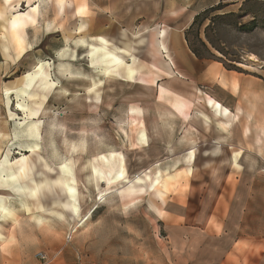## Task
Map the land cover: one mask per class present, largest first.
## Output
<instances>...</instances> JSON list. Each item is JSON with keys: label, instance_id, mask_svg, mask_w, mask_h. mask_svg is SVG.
<instances>
[{"label": "crops", "instance_id": "obj_1", "mask_svg": "<svg viewBox=\"0 0 264 264\" xmlns=\"http://www.w3.org/2000/svg\"><path fill=\"white\" fill-rule=\"evenodd\" d=\"M245 1L0 0V90L7 97L20 73L47 58L80 55L101 66L120 65L121 49H112L122 41L137 48L150 41L152 58L169 62L163 69L136 65L138 55L124 53L135 73L130 77L121 66L105 75L101 104L110 113V106L126 107L122 121L134 116L143 121L141 130L128 127L130 138L120 148L128 175L137 177L174 158L172 168L185 171V189L163 202L160 215L185 235L178 246L188 252L178 257L179 264H236V249L249 260L253 245L242 236L250 233L247 218L256 208L264 212V71L246 65L228 68L214 57L198 56L187 40L191 25L205 10L219 4L241 7ZM93 43L98 46L91 49ZM114 56L121 63L112 62ZM39 80L44 87L47 81L43 76ZM16 87L27 97L34 85L27 77L24 86ZM49 88L54 87L45 90ZM64 93L70 96L68 90ZM17 106L21 111L26 101L18 100ZM14 175L0 178V189L25 196L24 178L11 180ZM82 196L78 202L85 205L88 198ZM84 207L93 212L91 205ZM15 239L9 246V237L0 232V264H42L39 252L48 255V264L74 262L62 249L52 256L27 245L24 236L16 233ZM245 258L240 264H253Z\"/></svg>", "mask_w": 264, "mask_h": 264}, {"label": "rangeland", "instance_id": "obj_2", "mask_svg": "<svg viewBox=\"0 0 264 264\" xmlns=\"http://www.w3.org/2000/svg\"><path fill=\"white\" fill-rule=\"evenodd\" d=\"M247 6L260 8L254 11L258 18L255 29L247 31L240 28L253 20L254 12L244 15L241 7L229 6L203 17L204 23L195 28L191 38L195 48L229 67L243 68L246 65L248 69L263 72L264 2ZM222 14L225 15L219 16ZM149 42L139 48L130 41H122L120 48L109 47L112 50L121 49L119 55L123 62L114 67L101 66L92 57L89 62L80 55L73 59L64 56L47 58L35 69L20 73L22 77L18 79V84L12 85L10 82L12 88L8 91V97L6 92L0 90V169L6 165L15 167V163L18 168L23 162L28 164L27 173L20 177L24 178L21 183L28 187L25 196H19L9 188L0 189V215L3 214V207L16 211L15 219L0 218V232L4 238L9 237V246L16 243L17 233L24 236L27 245L31 244L37 251L44 250L54 256L62 249L64 256L74 261L71 264H179L178 257L188 252L178 246L185 235L169 226L165 216L160 218L163 202L173 193H179V189H185V171L172 168L175 164H170L177 161L174 158L146 169L137 177H132L131 173L128 175L125 170L119 176L125 154L120 153V148L130 138L127 129L131 127L137 131L142 122L136 120V116L131 121H122L126 107L115 109L110 106L113 109L110 113L101 104L104 100L105 75L121 66L127 67L130 77L135 73V68L129 66L124 53H136V65H152L153 49ZM125 44L130 45V49H125ZM93 46L98 44L93 43L91 49ZM252 54L258 57V61L250 60ZM99 66L107 69L108 73L105 74ZM67 67L69 70H64ZM44 71L50 73L51 80L57 82V86L46 90L42 87L39 78ZM129 71H133L132 75ZM67 72H73L77 77L68 78L70 74ZM27 77L29 83L34 85L28 92L31 97L21 96L17 92L16 86H24ZM64 90L70 93L67 98ZM18 100L26 101V106L20 107L21 111L17 106ZM30 107L37 114L30 116ZM31 120H40L38 126L43 137L39 141L41 151L18 154L20 149L16 147L26 139L19 122L26 121L27 124ZM61 158L72 161L71 177L76 180L80 194L78 200L85 194L88 198L86 204L91 205L93 212H86L83 202H78L76 216L58 207V203L66 199L61 186L55 183L61 175L58 171ZM90 161L95 167L93 178ZM12 174H17V169L0 170V178ZM87 178L92 179L90 183ZM37 184L39 193L30 196V189ZM263 184L264 181L262 188ZM102 194L104 196L101 198ZM57 211L65 214L64 220ZM40 216L44 220L40 221ZM247 219L250 233L242 236H248L253 245L249 246V260L253 264H264V233H257L264 229L263 225L258 224L264 222V212H258L256 208ZM253 230L256 232L252 233ZM71 233L73 239L69 242ZM242 252V249L235 250L232 257L234 263L240 264L246 257H241Z\"/></svg>", "mask_w": 264, "mask_h": 264}, {"label": "bare ground", "instance_id": "obj_3", "mask_svg": "<svg viewBox=\"0 0 264 264\" xmlns=\"http://www.w3.org/2000/svg\"><path fill=\"white\" fill-rule=\"evenodd\" d=\"M125 47H126V49H130V45H128V44H125ZM250 60H252V61H258V57L255 55V54H252V55H250ZM151 64H152V66L153 67H155V68H164V67H166L167 66V63H168V65H169V62H165V61H163V60H161L160 58H158V57H153L152 59H151ZM112 62H114V63H121V59L119 58V57H117V56H114L113 58H112ZM70 65V64H69ZM67 66H68V64H67ZM170 66V65H169ZM168 66V67H169ZM69 67H67L66 69L64 68V70H66V71H68L69 69H68ZM100 68V67H99ZM61 69V68H60ZM105 74H107L108 73V71H107V69H104V68H100ZM171 69V68H170ZM169 69V70H170ZM166 70H168V69H166ZM166 70H165V72H166ZM70 71H72V70H70ZM162 71V70H161ZM75 72V71H74ZM80 72V71H79ZM132 72V71H131ZM164 72V71H163ZM77 73H78V71H77ZM76 73V74H77ZM167 73V72H166ZM168 73H169V71H168ZM69 74H70V77H77L76 75H73L72 74V72H69ZM86 74V73H85ZM170 74V73H169ZM165 75V74H164ZM87 76V75H86ZM87 78V77H86ZM43 79L44 80H46L47 82H46V84H45V86H44V88H48V87H50V86H57V82H55V81H52L51 80V78H50V74H49V72H43ZM59 83H60V81H59ZM27 95L29 96V97H31V94H29L28 92H27ZM30 109H31V107H30ZM135 111V110H134ZM135 112H137V111H135ZM35 114H37V111L36 110H34V109H31L30 110V116H34ZM133 114H135V113H133ZM40 120H38V122H39ZM25 122L26 121H21V122H19V125L20 126H22V131L21 132H23L24 133V135H23V137L25 136V140H23L24 142H22V143H19V145H18V147H16V148H19L20 149V151H18L17 153L18 154H22V152H25V151H29V152H32V153H39L40 151H41V144H40V140H42L43 139V137L41 136V133H40V130H39V128H40V126H38V122L36 121V122H34V121H32L31 120V122H28L27 124H25ZM43 122V121H42ZM141 122H143L142 120H141ZM140 122V123H141ZM18 125V126H19ZM25 125V126H24ZM142 125H143V123H142ZM142 125H140V126H142ZM24 126V127H23ZM140 129V128H139ZM21 130V129H20ZM141 130V129H140ZM19 132V131H18ZM1 133V132H0ZM16 134H18V133H16ZM19 136V135H18ZM142 136V135H141ZM21 137V136H20ZM22 137V138H23ZM2 140V139H1ZM147 140V139H146ZM142 142H144V141H142ZM146 142V141H145ZM144 142V143H145ZM147 143V142H146ZM74 145V144H73ZM69 146V145H68ZM70 147H72V146H70ZM56 148V147H55ZM68 149H70V148H68ZM71 150V149H70ZM69 150V151H70ZM74 150V148L72 149V151ZM76 151H77V149H76ZM75 151V152H76ZM55 152H56V150H55ZM55 155V154H54ZM56 155H58V154H56ZM55 157V156H54ZM73 157V156H72ZM71 164H72V161H67V160H63L62 158L60 159V165L58 166V171L61 173V175H60V178H57V180H55V183L56 184H59V186H61V188H62V190H63V192L65 193V195H66V199L65 200H62V201H60L59 203H58V207H60V209L63 211V212H66V210L67 211H70L71 212V214L72 215H77L78 214V211H79V203H78V198H79V196H80V194H79V191H78V187L76 186V180L74 179V177H71V173H72V166H71ZM90 164H91V170H92V174H91V176H92V178H93V176H94V174H95V167H94V165H93V163H92V161H90ZM49 167V166H48ZM53 170V169H52ZM124 170H125V167L123 166V164H122V170H121V172L119 173V176H121L123 173H124ZM27 171H28V164L27 163H22L20 166H19V168H18V170H17V173H18V175L17 174H15L14 176H12L13 178H10L11 180H15V178L16 177H22V175L23 174H26L27 173ZM59 174V173H58ZM16 176V177H15ZM49 177V176H48ZM45 180V179H44ZM43 180V181H44ZM50 183V182H49ZM53 185V184H52ZM55 185V184H54ZM51 186V185H50ZM24 187V190H25V192H27L26 190H27V186L26 185H24L23 186ZM54 187V186H53ZM39 190H40V187H39V184H37V186H34L33 188H31L30 189V196H37V194L39 193ZM42 190H43V188H42ZM61 193V192H60ZM59 193V194H60ZM104 196V194H102L101 195V198ZM23 206L25 207V204H23ZM2 210H3V214L2 215H0V217L3 219V220H5V219H15V217H16V211L13 209V208H10V207H3L2 208ZM62 211H57L58 212V215L64 220L65 219V214L62 212ZM39 219H40V221L41 220H44V218L42 217V216H40L39 217Z\"/></svg>", "mask_w": 264, "mask_h": 264}, {"label": "trees", "instance_id": "obj_4", "mask_svg": "<svg viewBox=\"0 0 264 264\" xmlns=\"http://www.w3.org/2000/svg\"><path fill=\"white\" fill-rule=\"evenodd\" d=\"M259 1H263L264 2V0H246L245 2H244V4L241 6V10H242V12H243V14L244 15H247V14H249V13H252V12H254V11H256V9H258V8H255V6L253 7H249V6H247L246 7V5L247 4H258V2ZM246 7V8H245ZM224 8V5H222V4H219V5H217V6H215V7H212V8H210V9H207V10H205L203 13H201L199 16H197L196 17V19H195V21L193 22V24L191 25V27H190V29L188 30V33H187V40H188V42H189V45L191 46V48H192V50L198 55V56H203V57H210V58H213V56H211V55H205V54H203L198 48H195V46L193 45V42H192V38H191V35H192V33H193V31L195 30V28H197V27H199V26H202V24L204 23V21H205V19L203 20V17H206V16H208L207 14L208 13H212V12H218V11H221V9H223ZM260 9V8H259ZM258 9V10H259ZM229 13V12H228ZM225 14H227V13H225ZM225 14H222V15H219V16H224ZM216 16H218V15H216ZM202 20H203V22H202ZM208 26H209V24H208ZM258 26V18H257V16L255 15V12H254V16H253V20L251 21V22H249V23H245L244 25H241L240 26V28L241 29H243V30H249V31H251V30H253V29H255L256 27ZM226 65V64H225ZM227 66V65H226ZM228 68H235V69H239V67H236V66H233V67H229V66H227Z\"/></svg>", "mask_w": 264, "mask_h": 264}, {"label": "built area", "instance_id": "obj_5", "mask_svg": "<svg viewBox=\"0 0 264 264\" xmlns=\"http://www.w3.org/2000/svg\"><path fill=\"white\" fill-rule=\"evenodd\" d=\"M71 238H72V233L68 236V240H70ZM37 256L42 261V264H48L49 257L45 252H39L37 253Z\"/></svg>", "mask_w": 264, "mask_h": 264}]
</instances>
